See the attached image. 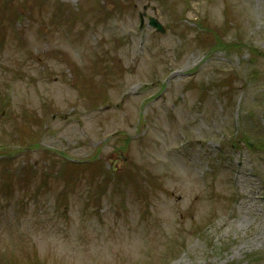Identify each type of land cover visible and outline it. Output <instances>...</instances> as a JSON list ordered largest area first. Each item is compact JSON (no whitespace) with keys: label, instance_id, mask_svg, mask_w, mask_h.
Wrapping results in <instances>:
<instances>
[{"label":"rangeland","instance_id":"obj_1","mask_svg":"<svg viewBox=\"0 0 264 264\" xmlns=\"http://www.w3.org/2000/svg\"><path fill=\"white\" fill-rule=\"evenodd\" d=\"M0 264H264V0H0Z\"/></svg>","mask_w":264,"mask_h":264},{"label":"water","instance_id":"obj_2","mask_svg":"<svg viewBox=\"0 0 264 264\" xmlns=\"http://www.w3.org/2000/svg\"><path fill=\"white\" fill-rule=\"evenodd\" d=\"M143 19H144L143 18V12H141V26L143 25V22H144ZM149 24L154 26L157 31L165 32V30H166L163 23L154 15L149 16Z\"/></svg>","mask_w":264,"mask_h":264}]
</instances>
